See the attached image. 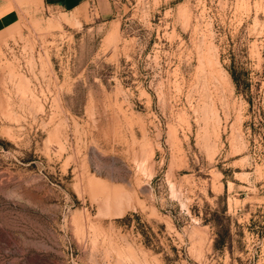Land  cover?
<instances>
[{
  "label": "rangeland",
  "instance_id": "obj_1",
  "mask_svg": "<svg viewBox=\"0 0 264 264\" xmlns=\"http://www.w3.org/2000/svg\"><path fill=\"white\" fill-rule=\"evenodd\" d=\"M0 264H264V0H0Z\"/></svg>",
  "mask_w": 264,
  "mask_h": 264
},
{
  "label": "crops",
  "instance_id": "obj_2",
  "mask_svg": "<svg viewBox=\"0 0 264 264\" xmlns=\"http://www.w3.org/2000/svg\"><path fill=\"white\" fill-rule=\"evenodd\" d=\"M88 0H37V3L46 7H57L64 11H71L87 3Z\"/></svg>",
  "mask_w": 264,
  "mask_h": 264
},
{
  "label": "trees",
  "instance_id": "obj_3",
  "mask_svg": "<svg viewBox=\"0 0 264 264\" xmlns=\"http://www.w3.org/2000/svg\"><path fill=\"white\" fill-rule=\"evenodd\" d=\"M227 72H228V74L230 76L231 81L234 83L235 86H237L238 85V80H237V76L235 75V72L233 70H231V69H228ZM224 232L220 233V232L217 231L215 233V237L213 239V244H212L214 248L221 247L223 245V243H224V235H225Z\"/></svg>",
  "mask_w": 264,
  "mask_h": 264
}]
</instances>
